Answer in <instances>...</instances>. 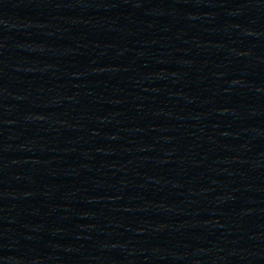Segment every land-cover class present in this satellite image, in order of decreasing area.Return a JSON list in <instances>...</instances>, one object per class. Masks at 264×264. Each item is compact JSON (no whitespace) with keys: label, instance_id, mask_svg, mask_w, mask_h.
I'll return each instance as SVG.
<instances>
[{"label":"water","instance_id":"water-1","mask_svg":"<svg viewBox=\"0 0 264 264\" xmlns=\"http://www.w3.org/2000/svg\"><path fill=\"white\" fill-rule=\"evenodd\" d=\"M0 264H264V0H0Z\"/></svg>","mask_w":264,"mask_h":264}]
</instances>
